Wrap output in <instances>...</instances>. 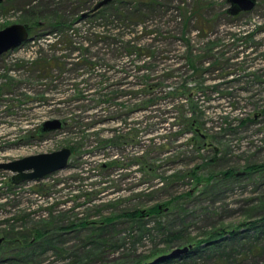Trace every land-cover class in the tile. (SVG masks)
Wrapping results in <instances>:
<instances>
[{"label":"rangeland","instance_id":"obj_1","mask_svg":"<svg viewBox=\"0 0 264 264\" xmlns=\"http://www.w3.org/2000/svg\"><path fill=\"white\" fill-rule=\"evenodd\" d=\"M99 1H0V30L29 19V26L42 22L44 30L36 34L45 35L0 56V163L79 146L66 169L40 181L15 185L13 173L0 170L3 264L28 256L11 236L29 235L35 243L38 231L54 241L39 248L37 239L33 246L41 257L30 264H125L135 254L165 249L163 233L169 229L201 237L264 217V0L236 16L225 14L228 0H199L212 11L203 33L196 18L183 29L186 3L191 9L197 0H153L162 13L138 15L144 35L120 20L123 40L136 37L142 47L136 56L116 45L83 44L98 39L84 30L99 22L82 14L93 13ZM112 2L106 5L110 10ZM55 22L64 31L68 25L82 31L76 50L58 47L57 57H68L77 70L59 60L53 67L60 66L61 74L44 80L32 61L39 49L50 51L44 39ZM191 56L200 60L194 71ZM184 118L197 122L198 135L183 133L189 129ZM52 119L65 127L37 136ZM156 206L165 211L144 218L149 232L139 237L137 228L131 232L132 224L119 218L111 233L117 248L103 247L86 258L92 246L85 242L99 222L136 210L151 213ZM82 222L86 228L73 227ZM262 249L258 245L257 255L244 250L240 264H264Z\"/></svg>","mask_w":264,"mask_h":264},{"label":"trees","instance_id":"obj_2","mask_svg":"<svg viewBox=\"0 0 264 264\" xmlns=\"http://www.w3.org/2000/svg\"><path fill=\"white\" fill-rule=\"evenodd\" d=\"M153 0H149L148 4L142 0H130V3H126V0H116L111 3L112 9H109V6H105L104 8L99 9L95 12H90V14H86L82 18H89V19H96V22L99 23H92L87 24L85 27L84 32L86 35L95 38H98L95 41H86L89 39H85L86 42L83 44H86V48L89 49V47L98 48L102 45H116L119 46L122 50H126V53L130 56H136L137 52L142 51V47L137 41L136 37H131L130 41L123 40L124 34L123 31L120 33V20L122 23L125 24V27H131L133 26L136 29V33H139L140 35H144L145 29L143 25L137 18L138 15H140L142 18L146 17L147 14H155L158 13V11H161L162 9L160 5L155 4L152 2ZM118 4V6H117ZM147 5L146 8L148 12H145L142 10L141 6ZM145 7V6H144ZM211 8L210 3H204L199 0L193 2V6L191 9H188V5L186 3L185 6V17L182 16L184 25L183 29H186V31L189 29V26L191 23H189L190 19L191 21L196 18L197 21H200L202 25L197 28L198 33H203L207 30L208 26L207 23V16H210L212 14V11H209ZM207 11V12H206ZM159 13V14H161ZM226 15L230 14L228 11L225 12ZM231 15V14H230ZM239 15V14H238ZM234 16V15H232ZM236 16V15H235ZM32 17V16H31ZM31 21L34 20L33 17L30 19ZM108 22L109 24H106ZM26 25L30 23L29 19H25ZM68 25V24H67ZM30 30V36H36V40H41V37H44L41 33V35L37 36V32H41L43 29V24L40 21H34V25L32 26L27 25ZM68 29L66 31L63 30L65 28L64 24L62 22H55L50 27H52L54 30L53 32H50V36L48 38H45L46 44L50 46V51H45L44 49H39V52H36L35 57L32 61V68L34 69V73L41 72L42 75L39 78H43L44 80H50L48 78L51 77V74H54V72H61L63 71L60 69V66L53 67V62H58L59 60H64L66 65H72L73 69L76 67L75 62H71L70 59L67 57L63 58L61 56L57 57L59 53V48H62L66 50H76L77 42L75 41V38L78 37L79 34L82 33L81 30H76L71 27V25H68ZM150 34H153V25H150ZM44 33V32H43ZM149 34V35H150ZM183 39L185 42H187V39L185 38L186 33L182 31L181 33ZM66 46V48H64ZM99 48V50L101 49ZM45 52H48L47 54ZM50 53V55H48ZM85 53L87 54V50L85 49ZM84 53V54H85ZM157 52H155L156 54ZM34 54V53H33ZM135 54V55H133ZM155 54L151 53V56ZM45 55V56H42ZM150 55H145V58L151 59ZM129 58V57H128ZM82 58L77 56V60H81ZM93 59V58H92ZM207 60V59H206ZM188 64L190 67L194 68L197 67L200 64V60L197 57H189L187 59ZM209 60H207L206 63ZM95 66V65H93ZM77 70V68H75ZM79 71L81 68L78 69ZM94 70H97V65L94 67ZM77 92H81L80 90ZM76 93V91H75ZM174 94V93H172ZM170 95V94H169ZM185 126L188 130H184L189 133H196L198 132L197 122L195 120L187 119ZM185 121V120H184ZM65 127V123L63 124ZM48 133H43L41 131V128L37 131V136L43 137L47 135ZM198 135V134H197ZM71 148L74 152H77L79 149L78 145H71ZM254 168H257V166H254ZM230 174V173H229ZM231 175L234 176V173H231ZM188 194V193H187ZM264 204V201L262 202ZM164 206L162 208L160 206H156L152 212H143L141 210H136L132 213H122L118 216L114 217H106L103 221L100 223V228L92 229L91 234L87 237L86 244L89 242V245L92 246L91 252L86 256H91L93 254L101 253V249L107 248V249H116L117 246L113 242V237L111 236V233L114 229V222L119 218H125L132 224V228L130 229L131 232L134 233L135 229H138L139 237L146 234V232H149L145 228L144 218L146 216L155 214V216H158L159 214L164 213ZM78 225V226H77ZM76 226L73 225V227H81L86 228L87 223L82 222L80 224H77ZM105 225V226H102ZM158 230L164 231V228L161 227V224L159 223L157 225ZM243 229V230H242ZM163 237L164 245L166 246L165 249L157 248L151 250V254L149 255H143V254H135L133 255V259L130 260V262L125 264H152L156 259L159 257L171 253L173 248V245L177 242L180 243L179 248H185L193 246L191 249H189L188 252L181 254L178 257L175 258H169L165 259L163 261L154 263V264H176L178 261H180L181 264H240V259L242 256V253L244 250H247L250 253H254L257 255L258 245H262V251H264V217L260 220L252 221V222H245L238 226L235 230H231L228 233L222 232V230L218 228H214L208 232H205L201 237H193L188 235V233H185L184 230L182 231H173L171 229L167 230ZM46 233L42 231H38L36 233V239L35 243L37 242V239H39L38 246L39 248H42L44 246H49L50 244H53L54 238L46 237ZM33 237V236H32ZM11 242L25 245V253L28 254V256L25 257L26 259H22V263L18 262L16 264H30L31 262L34 263L37 261L38 257L40 258L41 255L38 251L34 250L33 242H31V239L29 235H20L19 239L14 238V236L10 237ZM60 240V239H59ZM7 242V240H6ZM10 243V244H13ZM2 246V245H0ZM32 247V248H31ZM5 248L0 247V249ZM252 248L254 250H252ZM32 250V252H31ZM170 251V252H169ZM19 252V251H18ZM63 252V249L56 250L57 254H61ZM20 253V252H19ZM96 256V255H95ZM4 261L0 262V264H3Z\"/></svg>","mask_w":264,"mask_h":264},{"label":"water","instance_id":"obj_3","mask_svg":"<svg viewBox=\"0 0 264 264\" xmlns=\"http://www.w3.org/2000/svg\"><path fill=\"white\" fill-rule=\"evenodd\" d=\"M1 1V0H0ZM112 0H100L94 7L93 12L108 5ZM230 8L228 12L231 15H238L242 12H250L255 9L257 0H228ZM86 15V14H84ZM30 30L25 24H13L0 30V56L21 47L30 41ZM63 122L59 119L45 121L41 126L43 133H51L61 130ZM72 149L65 147L52 153H43L28 156L7 163H0V170L13 173L12 183L15 185L23 182L40 181L45 177L66 169L72 156ZM193 246H191L192 248ZM189 247L174 249L171 253L163 255L156 259L152 264L169 258H175L191 249Z\"/></svg>","mask_w":264,"mask_h":264}]
</instances>
